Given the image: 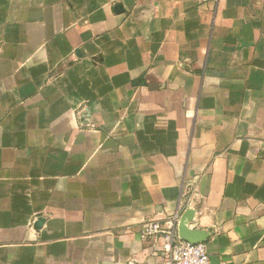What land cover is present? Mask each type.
Here are the masks:
<instances>
[{
	"label": "crops",
	"instance_id": "crops-1",
	"mask_svg": "<svg viewBox=\"0 0 264 264\" xmlns=\"http://www.w3.org/2000/svg\"><path fill=\"white\" fill-rule=\"evenodd\" d=\"M179 210L264 264V0H0V264H157Z\"/></svg>",
	"mask_w": 264,
	"mask_h": 264
},
{
	"label": "built area",
	"instance_id": "built-area-1",
	"mask_svg": "<svg viewBox=\"0 0 264 264\" xmlns=\"http://www.w3.org/2000/svg\"><path fill=\"white\" fill-rule=\"evenodd\" d=\"M180 211L179 215L168 221L166 227L157 220L145 221L140 233L141 238L151 242L155 252L162 253L157 264H210L209 246L206 241L191 243L178 235L176 224L183 213Z\"/></svg>",
	"mask_w": 264,
	"mask_h": 264
},
{
	"label": "water",
	"instance_id": "water-1",
	"mask_svg": "<svg viewBox=\"0 0 264 264\" xmlns=\"http://www.w3.org/2000/svg\"><path fill=\"white\" fill-rule=\"evenodd\" d=\"M193 219V212L188 211L180 217L176 224L178 235L191 243L203 242L208 238V235L197 229H189V222Z\"/></svg>",
	"mask_w": 264,
	"mask_h": 264
}]
</instances>
